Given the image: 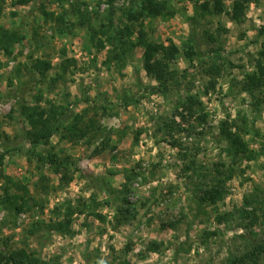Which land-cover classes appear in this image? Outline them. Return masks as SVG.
<instances>
[{
	"label": "rangeland",
	"instance_id": "1",
	"mask_svg": "<svg viewBox=\"0 0 264 264\" xmlns=\"http://www.w3.org/2000/svg\"><path fill=\"white\" fill-rule=\"evenodd\" d=\"M140 1L117 0L110 5L107 0H68L60 4L35 0L14 6L13 0H0L5 10L0 23L24 36L10 58L0 50L4 64L0 68V153L8 152L0 163V188L9 180L8 176L12 177L17 181L10 185L13 191L28 185L45 204L44 212L37 206L31 212L19 214L0 205V253L28 247L46 261L60 256V264H118L121 258H127L130 264H220L232 249L243 246V239L235 236L247 235L249 230L239 228L236 222L229 227L219 225L216 215L240 207L244 196L256 189L259 193L260 188L264 190V155L256 162L243 163L228 183L226 198L217 205L198 203L199 180L191 171H185L184 159L192 155L209 166L226 162L224 144L218 135L219 122L229 115L236 117L240 110L246 111L253 123V131L246 135L251 147L257 150L264 147V107L254 105L249 95L241 93L240 86L230 90L235 77L240 79L253 68L264 40L260 34L264 29V2L250 4L241 22L227 13H203L202 9L197 12V5L206 0H170L177 9L174 17H142L136 26L143 28L162 49L171 42L184 49L190 42L202 57L209 58L212 49L222 46V54L228 59L222 75L213 77L203 68L189 66L182 56L177 67L189 69V78L181 80L177 93L163 97L150 91L156 82L143 69L140 49L127 50L123 62L109 60L111 46L103 50L94 47L89 42L87 22L81 24L80 18L72 13L80 6L98 25L108 24L107 16L112 9L114 25L121 26L128 21L125 11ZM232 1L225 0L229 9ZM42 8L55 15L63 13L66 19L63 28L54 19H46ZM13 12L18 15L13 16ZM65 55L74 59L66 77L51 89L52 80L40 83L39 75L31 70V60L34 57L50 60L51 75H55L62 68ZM213 79L217 87L206 93L205 88ZM40 89L44 92L39 101L50 115L57 106L68 103L71 110L82 111L97 102L111 112L100 111L98 129L89 138L77 145L60 143L84 171L62 189L59 176L50 172L47 174L51 178L46 183L49 189L35 187L41 175L40 164L27 153L31 146L25 137L28 124L19 111L21 105L31 104L40 95ZM180 89L201 93L204 101L201 112L208 113L207 122L192 120L197 126L192 134L168 126L173 121ZM138 129L143 132L136 144ZM52 141L57 142L58 136ZM36 150L47 151V147L39 146ZM99 150L102 151L98 153ZM0 194L3 195L1 189ZM120 194L129 203H124ZM82 197L104 202L95 209L106 214L107 221L95 218L91 215L93 209L88 207L75 214L72 234L50 232L42 225L57 203L68 200L75 204ZM118 211L126 216L120 223L115 218ZM218 227L221 233L204 242V231ZM256 231L264 236V225H259ZM156 245L158 248L151 250Z\"/></svg>",
	"mask_w": 264,
	"mask_h": 264
},
{
	"label": "trees",
	"instance_id": "2",
	"mask_svg": "<svg viewBox=\"0 0 264 264\" xmlns=\"http://www.w3.org/2000/svg\"><path fill=\"white\" fill-rule=\"evenodd\" d=\"M34 1L13 0L12 4L14 6H23ZM48 1L60 4L68 0ZM107 1L110 5H114L117 0ZM132 1L134 2V0ZM262 2L264 0H233L229 9L225 0H206L201 5H197L196 8L197 12L202 9L203 13L209 12L217 15L227 13L234 21L241 22L245 18L250 4L260 5ZM73 7L75 6L73 5ZM176 10L170 0H141L136 7L128 8L125 11L128 21L121 26L114 25V11L112 9L107 16L108 24L101 22L96 25L89 17L88 11H82L80 6L72 13L80 18L81 24L87 22L86 24H88V30L90 31L89 42L94 47L98 50H103L106 46H111L112 50L110 51L109 60L115 58L123 62V55L127 50L140 49L143 57V69L147 76L156 82V85L150 90L151 93L167 97L171 92H178L177 87L181 85V80L184 82V80L189 78V69L181 70L177 67L178 60L182 56L189 62V66L195 69L203 68L208 75L213 77H220L224 68L228 67V59L222 54V46L212 49L209 58L202 57V53L190 42L186 43L184 49L174 42L162 49L156 41L145 34L143 28L138 29L136 26L142 17H174ZM4 11V6L0 2V16L4 14ZM41 11L46 16V19H54L60 29L63 28L66 23L63 13L55 15L53 11H48L45 8H42ZM12 15L17 16L18 13L13 12ZM96 16L98 17L99 15L96 13ZM260 34L264 35V29L261 30ZM23 39L24 36L19 31L0 23V50L4 52L6 58H10L14 54L16 45L21 44ZM64 53L66 54V51ZM31 62V70L39 75L40 83L46 84L48 80H52V85H49L51 89L56 86L59 80L66 77L67 70L70 68L69 65L74 62V59L67 58L65 55L61 61L62 65L59 64L62 68L55 75H51L53 67L50 60L34 57ZM229 63L232 64L230 61ZM2 67H4V64L0 60V68ZM17 72L21 73V64L18 66ZM236 86H240L241 93L251 97V102L254 105L264 107V40L253 61V68L245 71L242 78L238 79L235 77L230 90H233ZM216 87L217 81L213 79L210 81L209 86L205 88L206 93H209L211 89H216ZM50 89L47 88V90ZM183 90L184 92L181 89L179 90L173 109V121L169 122L168 126H175L174 129L180 128L181 131L192 134L196 132L197 128L192 120L196 119L199 123L207 122L208 113L201 112L204 110V101L201 93H194L188 89ZM39 91L40 95L31 104L21 105L19 111L21 118L28 124L25 137H27L31 146L27 153L34 156L40 164L38 166L41 170V175L38 178L40 183H35V187L48 190L49 185H46V183L51 177L47 173L50 172L59 176V188L62 189L74 181L77 173L83 174L84 171L79 167L73 155L68 154L65 147H61L60 143L67 142L77 145L89 138L98 129L100 111L103 112L102 114H111V112L108 111L106 105L99 106L97 102L94 106L87 107L82 111L71 110L68 107L70 105L68 103L66 104L67 106H57L53 112L54 114L50 115L47 113L46 107L39 101V98H42L40 96L43 94L44 89ZM1 94L0 89V99ZM91 112L93 115H91ZM10 117H12L11 114ZM177 118L180 119V122H176ZM185 124L187 127L184 126ZM252 126L253 123L250 121L248 113L242 110L238 112L236 117L229 115L227 118L220 120L218 135L220 141L224 144L226 159L232 162L231 164H228L226 160L222 164L213 163L209 166L199 163L192 155V157L184 155L185 171H191L199 180L196 187L199 204L217 205L223 201L228 193V183L237 175L243 163L256 162L264 155V147L259 150L254 149L251 147L249 139L246 138V135L253 131ZM161 129L160 127L159 130ZM142 132V129H138L135 132L136 144ZM55 136H58V141L54 143L52 139ZM39 146L47 147V151H37L36 148ZM18 151L22 152L20 149ZM101 151L99 150L98 153ZM7 153V151L0 153V163L3 162ZM241 172H246V169H241ZM7 178L9 180L2 184L0 188L3 193V195L0 194V205L16 214L31 212L37 206H40L44 212L45 204L37 199V196L33 194L28 185H22L18 187L17 191H13L10 185L12 183L17 184V181L9 176ZM203 183H206V185ZM126 190L129 192L128 188ZM122 196L123 194H120L124 203H129L128 199ZM76 202L74 204L66 200L57 203L51 210L49 219L43 221L42 225L50 232L62 235L72 234L75 214L79 211L83 212L88 207L93 209L91 215L95 218L102 222L107 221V215L95 209L102 207L104 202L97 200L88 201L83 197L76 200ZM124 215L123 211H118V214L115 215L118 223L125 219L126 216ZM216 221L219 225L225 224L227 227H229L231 222H236L239 228L249 230L247 235L237 234L235 236V238L243 239V246L238 250L232 249L226 259L220 264L264 263V236L256 231L259 225H264V190L260 188L259 193V189H256L252 194L245 195L243 204L236 209L224 213L217 212ZM219 228L204 231V242H207L212 236L221 233ZM33 233L34 231H30V234ZM155 248H158L157 245L152 247L151 250H156ZM113 250L115 251L114 248ZM59 261L60 256L53 258L51 262L43 260L36 250L28 247L8 251V253H0V264H60ZM106 264L114 263L107 262ZM118 264L130 263L127 258H121Z\"/></svg>",
	"mask_w": 264,
	"mask_h": 264
}]
</instances>
